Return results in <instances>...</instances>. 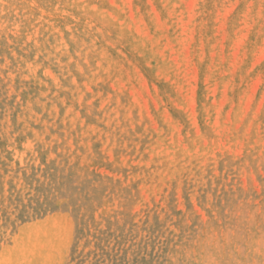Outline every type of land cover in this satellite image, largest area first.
<instances>
[{
    "label": "rangeland",
    "instance_id": "rangeland-1",
    "mask_svg": "<svg viewBox=\"0 0 264 264\" xmlns=\"http://www.w3.org/2000/svg\"><path fill=\"white\" fill-rule=\"evenodd\" d=\"M0 264H264V0H0Z\"/></svg>",
    "mask_w": 264,
    "mask_h": 264
}]
</instances>
